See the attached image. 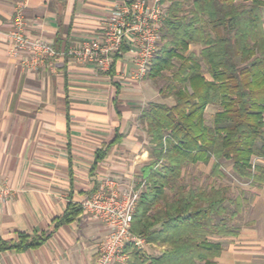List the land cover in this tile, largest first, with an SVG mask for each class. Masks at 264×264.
<instances>
[{
	"label": "crops",
	"instance_id": "obj_1",
	"mask_svg": "<svg viewBox=\"0 0 264 264\" xmlns=\"http://www.w3.org/2000/svg\"><path fill=\"white\" fill-rule=\"evenodd\" d=\"M122 1L0 0V237L50 233L36 247L1 251L0 264H94L108 227L81 199L105 176L119 191L144 179L152 155L139 114L147 102L174 98L162 96L146 74L130 76L135 50L124 42L113 72L67 53L30 66L26 52L10 54L5 35L20 13L25 33L60 51L80 48ZM101 149L104 156L95 160ZM256 158L264 169V157ZM234 196L242 198L240 230L216 238L223 246L216 262L264 264V179L239 186ZM69 203L81 211L54 227Z\"/></svg>",
	"mask_w": 264,
	"mask_h": 264
},
{
	"label": "trees",
	"instance_id": "obj_2",
	"mask_svg": "<svg viewBox=\"0 0 264 264\" xmlns=\"http://www.w3.org/2000/svg\"><path fill=\"white\" fill-rule=\"evenodd\" d=\"M160 1L167 3L146 75L156 80L169 71L159 92L172 95L174 103L150 101L139 114L152 158L142 169L145 183L130 230L162 250L149 254L128 242L123 263L217 264L223 246L216 238L240 230L233 223L239 200L226 185L181 181L182 169L212 159L208 176H220L227 160L234 176L264 179V169L252 163L253 156L264 157V0H191L188 9V0ZM190 44L199 45L198 52ZM209 104L218 109L207 123ZM104 154L97 150L95 160ZM80 211L69 203L54 227ZM49 234L0 237V252L36 247Z\"/></svg>",
	"mask_w": 264,
	"mask_h": 264
},
{
	"label": "built area",
	"instance_id": "obj_3",
	"mask_svg": "<svg viewBox=\"0 0 264 264\" xmlns=\"http://www.w3.org/2000/svg\"><path fill=\"white\" fill-rule=\"evenodd\" d=\"M164 10V4L160 0H124L111 10L100 34L84 40L82 47L69 48L66 52L57 50L39 36L25 33L20 13L15 16V28L5 32V35L9 40L10 54L26 52L30 57L27 59L30 66L67 53L80 61H91L103 71L111 68L114 54L126 42L129 49L136 52L133 57L136 67L130 76L138 79L149 70L151 58L158 47V30ZM144 183L143 179L137 187L130 186L119 191L118 182L105 176L94 192L81 199V207L93 219L108 227L94 264H121L128 256L124 251L128 242L136 246H142L145 242L144 238L130 230L133 211Z\"/></svg>",
	"mask_w": 264,
	"mask_h": 264
},
{
	"label": "rangeland",
	"instance_id": "obj_4",
	"mask_svg": "<svg viewBox=\"0 0 264 264\" xmlns=\"http://www.w3.org/2000/svg\"><path fill=\"white\" fill-rule=\"evenodd\" d=\"M190 1L191 0H188L184 4V9H188ZM166 3L167 2L165 1L164 4L166 5ZM262 17H263V27H264V8H263ZM198 49H199V45L190 44V46H189V50H191V51L198 52ZM174 62L176 63L177 59H174ZM203 69H204V66H203ZM169 73H170L169 71H163V76H159L156 78V80H153V84L155 85V87L157 89H159V87L161 85H163V83L166 80V76H168ZM216 108H217L216 105H209L208 107H206V111H205L204 115H205V120L207 123L211 122L212 113ZM256 160H257V158L255 156H253L252 157V163L256 164V162H257ZM160 161L161 160L159 159L157 161V164L160 163ZM220 169H221L222 175H220V176H215V175L208 176L210 174L211 165L209 166V164H207L205 162L199 163V164H197V163L188 164V165H185L182 169L181 181L188 182L192 185H199V184L207 185V184H211V183L226 185L229 188L228 194L233 198L235 197L234 195L239 192V186H247L248 184L252 183V180H253L252 178H242V177L234 176L232 173L230 161L222 160ZM227 172H229V173H227ZM245 182L247 183V185ZM237 199L239 200L240 209H241L242 198H241V196H239ZM233 223L237 226H240V224H241L240 210H239V213L236 215V217L233 219ZM137 247L142 249L144 252L149 253V254H158L162 250V246L160 244H148V243H146V241L143 243L142 246H137ZM121 264H124V263H121Z\"/></svg>",
	"mask_w": 264,
	"mask_h": 264
}]
</instances>
